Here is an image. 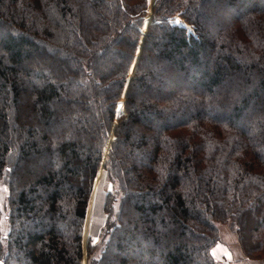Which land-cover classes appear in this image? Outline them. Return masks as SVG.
Segmentation results:
<instances>
[{"label": "trees", "instance_id": "trees-1", "mask_svg": "<svg viewBox=\"0 0 264 264\" xmlns=\"http://www.w3.org/2000/svg\"><path fill=\"white\" fill-rule=\"evenodd\" d=\"M147 7L0 0V264H81L111 133L87 264H218V224L264 254V0Z\"/></svg>", "mask_w": 264, "mask_h": 264}, {"label": "rangeland", "instance_id": "rangeland-1", "mask_svg": "<svg viewBox=\"0 0 264 264\" xmlns=\"http://www.w3.org/2000/svg\"><path fill=\"white\" fill-rule=\"evenodd\" d=\"M156 0H148V7L146 13V22L144 25L143 32L146 31V26L149 22L152 6ZM172 23L182 25L188 28L191 31V26L188 25L184 19L180 18L178 15L169 19ZM137 59L135 57L132 67L129 72V77L132 76ZM123 103V106L121 107ZM124 111V95L119 101L117 108V115ZM116 120L114 125H116ZM113 138V133H111L109 141ZM109 141L106 146L105 153L103 155V160L97 171L95 181L93 183L88 204L86 210V216L83 222L82 230V247H83V256L81 264L88 263L87 257V244L88 240L92 239L94 243H99L102 237V232L107 225L108 221V212L106 210V191L109 188L108 179H107V170L104 167V161L106 159V151L109 146ZM117 206V202L115 203ZM8 211V201H7V190L4 185L0 186V212L1 218L0 221L5 227L6 224V214ZM218 231L220 235V241L217 242L214 247L211 249V254L213 258L218 262V264H264V254H260V257H257L255 254L252 257L244 256L243 247L239 241L238 235L232 229L230 224H218ZM253 245V242L250 241V246Z\"/></svg>", "mask_w": 264, "mask_h": 264}, {"label": "water", "instance_id": "water-1", "mask_svg": "<svg viewBox=\"0 0 264 264\" xmlns=\"http://www.w3.org/2000/svg\"><path fill=\"white\" fill-rule=\"evenodd\" d=\"M147 20V19H146ZM140 49L138 50V53H139ZM138 53H137V56H136V59L138 58ZM130 78V77H129Z\"/></svg>", "mask_w": 264, "mask_h": 264}]
</instances>
